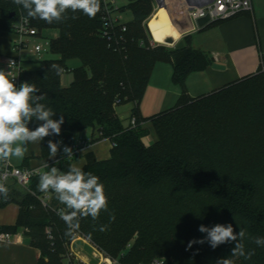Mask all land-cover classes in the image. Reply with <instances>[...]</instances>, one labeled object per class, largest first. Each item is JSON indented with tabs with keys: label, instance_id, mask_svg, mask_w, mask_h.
Segmentation results:
<instances>
[{
	"label": "trees",
	"instance_id": "trees-1",
	"mask_svg": "<svg viewBox=\"0 0 264 264\" xmlns=\"http://www.w3.org/2000/svg\"><path fill=\"white\" fill-rule=\"evenodd\" d=\"M154 4L155 0H129L120 6L121 11L131 9L134 18L127 21L119 48L109 45L103 35L102 0L94 18L71 11L67 19L51 24L29 18L41 31L59 30L50 42V50L59 57L26 60L34 67L24 66L22 72V78L38 88L36 95H45L41 102L53 109L52 119L64 117L60 134L51 133L40 141L41 156L49 157V141L58 143L57 164L60 172H66L80 154L69 158L62 147L70 148L77 135L89 128L99 134L93 142L106 138L115 144L107 159H97L93 151L84 154L82 168L104 184L108 212L102 211L95 221L82 218L72 235H66L67 226L57 210L42 203L45 192L38 188V177L29 189L6 186L9 194L0 197V207L16 203L19 212L16 223L4 229H27L31 245L41 251L38 264H64L62 257L76 233L123 264H147L156 257H164L165 264H210L211 245L197 242L205 239L198 229L217 224H232L236 233L245 231V251L254 254L250 259L239 257L237 263L264 264V247L254 243L264 237V63L252 75L192 97L188 76L211 66L214 58L193 47L189 34L182 48L152 47L143 23ZM20 15L27 14L13 0H0V32H12ZM72 60L80 65L71 68L73 80L65 86L62 76ZM158 61L172 64V80L182 93L173 107L144 117L139 104ZM52 64L62 71L52 70ZM127 102L133 107L125 125L117 106ZM42 123L33 118L27 126L35 130ZM151 131L156 140L147 145L144 137ZM172 191L186 194L198 205L194 222L176 220V208L168 199ZM109 213L115 215L114 221ZM101 225L106 230L100 231ZM47 227L52 238L45 232Z\"/></svg>",
	"mask_w": 264,
	"mask_h": 264
},
{
	"label": "clouds",
	"instance_id": "clouds-1",
	"mask_svg": "<svg viewBox=\"0 0 264 264\" xmlns=\"http://www.w3.org/2000/svg\"><path fill=\"white\" fill-rule=\"evenodd\" d=\"M13 3L25 10V23L29 18L40 19L49 24L61 22L68 18L69 11L81 12L89 18H94L101 9V0H13ZM14 63L10 61L9 66ZM51 69L58 74L62 71L56 64H52ZM14 78L11 71L0 70V160H9L12 157L22 159L28 144H37L51 133L59 135L61 124L64 123L63 115L58 121L52 119L55 113L51 107L41 102L45 95H36L38 88L34 83L24 82L17 87L13 82ZM33 118L43 123L35 130H30L27 125ZM48 148L49 157H55L58 143L49 141ZM65 154L72 156V150L66 147ZM34 174L39 178V190L55 193L59 204L64 206L57 209V214L67 226L66 235H72L79 230L82 218L91 217L95 221L102 211L108 212V197L104 184L97 175L84 171L81 166L72 164L66 172H59L57 167L49 169L48 164L43 163L40 169L34 170ZM5 180V177L0 176V197L6 199L9 191ZM109 218L114 221L115 215L109 213ZM99 230H106V226L101 225ZM198 230L207 233L206 239L210 241L213 249L221 244L237 241L232 256L250 259L254 254L246 252L244 245L239 242L245 238V231L240 229L236 233L232 224H217L211 229L200 225ZM197 242L203 244L205 240L200 239ZM254 243L258 247H264V237L255 238ZM217 264L234 262L222 258Z\"/></svg>",
	"mask_w": 264,
	"mask_h": 264
},
{
	"label": "crops",
	"instance_id": "crops-1",
	"mask_svg": "<svg viewBox=\"0 0 264 264\" xmlns=\"http://www.w3.org/2000/svg\"><path fill=\"white\" fill-rule=\"evenodd\" d=\"M251 1V11L241 12L226 20L211 24L208 23L196 31L188 33L191 35V44L193 47L205 50L214 58V63L211 66L204 70L193 72L188 76L186 86L188 93L192 97L213 92L227 83L252 75L256 73L259 67L264 63V0ZM170 3H172L170 7L174 9L180 6L179 10H177L176 14H173V16L179 25L185 24V29H189L191 23L185 12V1L171 0ZM42 33L47 34L46 36L52 39L58 37L59 30L49 28L44 29ZM13 38L14 34L12 32H0V70L6 71L5 58L9 55H14L12 46ZM22 59L24 60L25 68L30 69L34 67V64L26 62V60L34 58H28L23 55ZM74 61H77V63L72 66L71 62L73 63ZM216 63L224 67L215 68L213 65ZM68 65L70 68H74L80 65V62L78 60H72ZM164 67L165 66H161V69ZM162 70L163 73L158 72L156 74L155 81L153 80L152 82L151 80V84L147 86L145 95L139 104L140 113L144 117L152 116L173 107L182 93L181 86L171 82L173 81L172 64L168 62V67ZM72 80L73 77L65 84L62 79V83L67 86ZM132 107L133 105L130 108V114ZM119 116L123 118L121 115ZM126 124L127 123H125V125ZM79 135H92L93 138L99 136L97 130L91 128L86 129L77 136ZM103 141L108 142V150L99 149V151L96 152V146ZM88 151H93L97 159H107L111 155V141L106 138L100 139L92 143L86 152ZM84 154H80V157L74 159L73 164L82 167L85 164ZM25 156L27 155L25 154ZM31 157L34 158L31 159ZM49 158L50 157H42L41 154L36 155L33 153L29 156L26 165H41L47 162ZM22 164L23 162L19 165ZM53 166L57 167L59 170L57 163L50 165L49 169ZM47 170L48 169H46V171ZM12 184H14V182H12ZM42 197H46V200H48V203L52 207H64L59 204L55 193L51 191L44 193ZM9 204L16 206L18 216L19 206L16 203ZM0 224L3 227L10 226L2 222H0ZM26 230L25 228H20L17 232H13L15 235L12 241L0 242V264H38L41 251L39 248L31 245ZM78 240L79 239H76L73 242V246ZM74 253L79 256L78 252L75 251ZM85 257L80 255V258L83 260L91 261L90 258L87 257L88 260L87 258L85 259Z\"/></svg>",
	"mask_w": 264,
	"mask_h": 264
},
{
	"label": "built area",
	"instance_id": "built-area-1",
	"mask_svg": "<svg viewBox=\"0 0 264 264\" xmlns=\"http://www.w3.org/2000/svg\"><path fill=\"white\" fill-rule=\"evenodd\" d=\"M169 0H165L166 5L169 6ZM185 1V12L190 20L191 26L189 29H185V24H180L179 26L183 28V35H188V33L196 31L200 27L197 24V20L199 18H203L206 16L210 17V22L221 21L229 19L241 12L251 11L252 10V1L251 0H196L199 1L200 4L194 3L195 0H184ZM180 6L177 8H173L172 14H176L177 10H179ZM120 10V6L117 4L116 0H102V32L103 35L107 38L109 45L115 46L119 48L120 44L125 41L124 32L127 31V21L123 20V15ZM26 16L20 15L18 20L12 26V33L14 34V38L12 40V46L14 55H9L5 58V69L6 72L11 71V75L14 78V83L17 87L20 84L26 82L25 79L22 78V72L24 70V60L22 59L23 53L29 48L30 44H32V37H43L45 38V42H35L33 47L30 49L34 57V59L42 58L44 51L50 49L51 38L47 36H43V31L39 30L36 26L32 25L31 20L28 19L27 23H25ZM156 42V41H155ZM150 45L153 47L154 42L150 41ZM10 61L15 62L11 67L9 66ZM71 70L67 69L64 71L67 72ZM131 125H136V117L133 116L131 119ZM93 142L92 135L84 136L79 135L73 141L70 149L72 150V156L69 158H73L76 154H84ZM115 144L111 142V147ZM66 146L62 147V150L65 151ZM61 156L56 155L55 157H51L48 159V166L58 163ZM41 165L31 166V165H14L9 160H0V176L5 177L6 180L5 186L11 185L12 182L14 184L20 185L24 188L29 189L32 180L38 175L34 174L35 169H40ZM46 171V169H43ZM11 182H10V181ZM42 203L50 208L59 209L60 207H52L46 197H42ZM47 235L52 238V229L50 227L46 228ZM14 233L8 230H5L4 227L0 224V242H10L14 239ZM82 240L85 244H87L91 248V261H85L82 258H78V262L73 260L75 264H123L118 257H113L106 253L99 245H97L93 240L89 237L76 233L72 243L76 240ZM130 244L128 245V247ZM72 259L68 261V264L73 262ZM147 264H165L164 257H156L152 259Z\"/></svg>",
	"mask_w": 264,
	"mask_h": 264
},
{
	"label": "rangeland",
	"instance_id": "rangeland-1",
	"mask_svg": "<svg viewBox=\"0 0 264 264\" xmlns=\"http://www.w3.org/2000/svg\"><path fill=\"white\" fill-rule=\"evenodd\" d=\"M116 1H117V4L119 6H125L129 2V0H116ZM168 4H169V8L171 9V11L174 10L172 7H170V4H172V3L168 2ZM157 8H158L157 5L154 4V7H153V9L151 11V14H150L149 18L152 16V14L155 12V10ZM122 15H123V20H125V21H131L134 18L133 11L131 9H129V8L124 10L122 12ZM148 19L143 23V26L145 28V34L147 35V38H148L149 41H153L154 42L155 46L161 45V46H164L165 48H167L169 50H173V49H175L176 42H178L181 39H184L185 35H182L180 37V39L177 40L172 45L155 42L153 40L149 30H148V27H147ZM51 29H56V28H51ZM45 33L43 34L44 37L47 35ZM31 41H32V44H30L29 48L26 50L27 52L23 54L25 57H28V58L29 57L30 58H34L32 53H30L31 52L30 49L34 46L33 44L35 42H41V43L45 42V38H43V37H35V38L32 37ZM58 57H59V55L57 53H53L50 49H47L46 51H44V53L42 55V58H58ZM75 63H77V61H74L73 63L71 62V65L73 66V64H75ZM161 66L168 67V61H158L156 63V65H155V67L153 69V72L151 74V77L149 79L148 85L151 84L150 83L151 80H152V82H153V80L155 81L156 74L158 72L159 73H163L162 69H165V67L161 69ZM72 77H73V73H72L71 70L65 72L63 74V78H62L63 82L65 84H67L72 79ZM171 82H173V81H171ZM131 106H132V102H127L125 104H121V105L117 106V113L123 117L122 119H123L124 123H128V121H129L128 117L130 115L129 112H130ZM146 125L151 126V123L147 122ZM155 140H156V134L153 131H151V133L149 135L144 137V142L147 145L153 143ZM108 148H109L108 142H104L103 141L102 143H99L96 146L95 150H96V152H98L99 149L108 150ZM33 153H35L36 155H40L41 154L40 142L37 143V144H30L29 149L26 152V155L30 156ZM32 158H34V157H31V159ZM11 161H12V163L14 165H19V164H21L23 162V158L19 159V158H16V157H12ZM168 199H169V202L172 204V206L176 208V212L177 213L175 214L176 215L175 218H176L177 221L181 222V224L189 223V222H191V220H193V222H194V218H193L192 214H193L194 211L196 212L198 210V205L194 204L193 202H191V199L186 194H184L182 192L172 191L169 194ZM16 221H17V210H16V206L15 205L8 204V205H6L4 207H0V222L8 224V225H12V224H15ZM45 232H46V229H45ZM204 235H205V239H204L205 243H210V241H208L206 239L207 233H204ZM236 243H237V241H232V242H229V243L221 244V245L217 246L215 249H213L212 247H209L208 250L211 253V256H210L211 260H209L210 264H217V262L219 260H221L222 258H228V259L232 260L234 262V264H239V263L236 262V259H239V257L231 255L232 250H233V248H234ZM240 243L244 244L245 243V239L240 241ZM209 245H211V243ZM75 251L79 253V256L75 255V253H74ZM80 255H83L84 257L86 256L85 259L87 257L91 259L92 258L91 248L87 244H85L82 240L76 241L74 243V246H73V243L71 241L69 243V245H68V252L64 254V257H62V260H63L64 264H68V261H70L71 259H72V261L76 260V262H78V257H79V260H80Z\"/></svg>",
	"mask_w": 264,
	"mask_h": 264
},
{
	"label": "bare ground",
	"instance_id": "bare-ground-1",
	"mask_svg": "<svg viewBox=\"0 0 264 264\" xmlns=\"http://www.w3.org/2000/svg\"><path fill=\"white\" fill-rule=\"evenodd\" d=\"M147 27L153 40L162 44L172 45L183 35V28L177 23L169 6L158 7L148 19Z\"/></svg>",
	"mask_w": 264,
	"mask_h": 264
},
{
	"label": "water",
	"instance_id": "water-1",
	"mask_svg": "<svg viewBox=\"0 0 264 264\" xmlns=\"http://www.w3.org/2000/svg\"><path fill=\"white\" fill-rule=\"evenodd\" d=\"M155 3L157 4L158 7H162V6L166 7L167 6L165 0H155ZM194 3L200 4V2L196 1V0L194 1ZM13 15H14V13L11 14V16H13ZM209 22H210V17L209 16H206V17H203V18H199L197 20V24H198L199 27H203V26L207 25ZM182 32H184V30H182ZM184 44H185L184 40L181 39L178 42H176L175 48H178V49L182 48L184 46ZM213 66L215 68H223L224 67L223 65L217 64V63L214 64Z\"/></svg>",
	"mask_w": 264,
	"mask_h": 264
}]
</instances>
